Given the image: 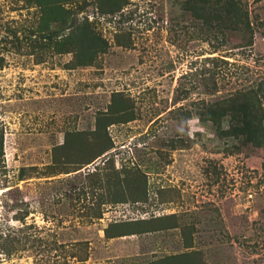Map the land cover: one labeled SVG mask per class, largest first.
I'll list each match as a JSON object with an SVG mask.
<instances>
[{"label":"rangeland","instance_id":"1","mask_svg":"<svg viewBox=\"0 0 264 264\" xmlns=\"http://www.w3.org/2000/svg\"><path fill=\"white\" fill-rule=\"evenodd\" d=\"M239 2L0 0V264H264V146L200 116L264 84Z\"/></svg>","mask_w":264,"mask_h":264},{"label":"trees","instance_id":"2","mask_svg":"<svg viewBox=\"0 0 264 264\" xmlns=\"http://www.w3.org/2000/svg\"><path fill=\"white\" fill-rule=\"evenodd\" d=\"M193 16L206 28L212 23L235 29L238 26L248 27L246 11L239 0H188V7ZM221 29V28H219ZM200 114L204 119L216 124L226 113L237 121L228 128V134L242 137L252 146H264V84L257 85L255 90L234 91L222 101L206 103ZM107 234V229L104 230Z\"/></svg>","mask_w":264,"mask_h":264}]
</instances>
